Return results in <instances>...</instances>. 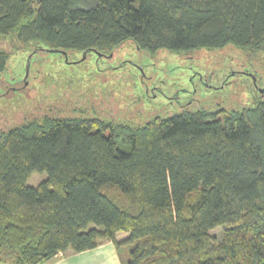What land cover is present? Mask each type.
<instances>
[{
  "label": "trees",
  "instance_id": "1",
  "mask_svg": "<svg viewBox=\"0 0 264 264\" xmlns=\"http://www.w3.org/2000/svg\"><path fill=\"white\" fill-rule=\"evenodd\" d=\"M127 42L264 50V0H0L2 82L19 52L107 56ZM44 80L30 84L31 112L0 129V263L131 242L128 264H264V102L134 124L98 117L89 99L77 115L36 111L46 89L71 86ZM34 173L48 179L30 187Z\"/></svg>",
  "mask_w": 264,
  "mask_h": 264
},
{
  "label": "rangeland",
  "instance_id": "2",
  "mask_svg": "<svg viewBox=\"0 0 264 264\" xmlns=\"http://www.w3.org/2000/svg\"><path fill=\"white\" fill-rule=\"evenodd\" d=\"M65 53L42 47L38 52L12 56L8 64L10 77L0 80V129L14 127L31 112L34 107L28 102L36 99L38 93L31 90L30 84L40 79L71 86L66 88L64 97L58 98L49 96L54 88L46 89L47 95L40 99L36 111L57 105L66 116L69 106V114L77 115L76 99H89L96 106L98 117L134 124L171 117L183 110L230 112L264 102V50L230 44L219 49L153 52L127 42L107 56ZM23 68L27 77L25 83L18 84ZM17 88L22 90L13 92ZM4 91L6 94L1 97ZM47 179V173H34L28 186L38 187ZM210 233L221 239L223 228ZM128 238L126 233L118 235L121 242ZM103 244L80 254L68 250L58 260L43 264H128L136 246L131 242L119 247Z\"/></svg>",
  "mask_w": 264,
  "mask_h": 264
},
{
  "label": "crops",
  "instance_id": "3",
  "mask_svg": "<svg viewBox=\"0 0 264 264\" xmlns=\"http://www.w3.org/2000/svg\"><path fill=\"white\" fill-rule=\"evenodd\" d=\"M110 244H113V243H111V242H106V244L105 245H110ZM104 245V244H103ZM102 246V245H101ZM101 246H99V247H101ZM95 250V249H94ZM92 251V250H91ZM87 252H89V251H87ZM84 253V252H83ZM80 254V253H79ZM63 255H64V253H59L58 255H56L55 257H53L51 260H49V261H52L54 258H56L57 260H58V258H61V257H63ZM75 255V254H74ZM48 261V262H49ZM0 264H6V263H0Z\"/></svg>",
  "mask_w": 264,
  "mask_h": 264
},
{
  "label": "water",
  "instance_id": "4",
  "mask_svg": "<svg viewBox=\"0 0 264 264\" xmlns=\"http://www.w3.org/2000/svg\"><path fill=\"white\" fill-rule=\"evenodd\" d=\"M66 54V53H65Z\"/></svg>",
  "mask_w": 264,
  "mask_h": 264
}]
</instances>
